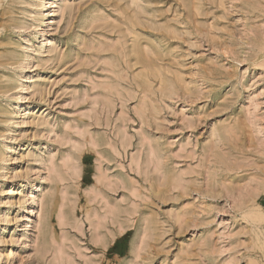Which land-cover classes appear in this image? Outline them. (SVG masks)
Segmentation results:
<instances>
[{"label": "rangeland", "instance_id": "rangeland-1", "mask_svg": "<svg viewBox=\"0 0 264 264\" xmlns=\"http://www.w3.org/2000/svg\"><path fill=\"white\" fill-rule=\"evenodd\" d=\"M0 264H264V0H0Z\"/></svg>", "mask_w": 264, "mask_h": 264}, {"label": "bare ground", "instance_id": "bare-ground-1", "mask_svg": "<svg viewBox=\"0 0 264 264\" xmlns=\"http://www.w3.org/2000/svg\"><path fill=\"white\" fill-rule=\"evenodd\" d=\"M262 220V219H261Z\"/></svg>", "mask_w": 264, "mask_h": 264}]
</instances>
